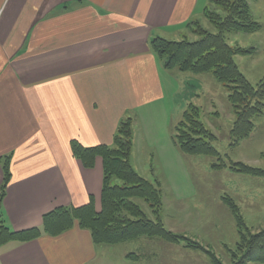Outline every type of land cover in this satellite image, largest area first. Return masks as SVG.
Instances as JSON below:
<instances>
[{
  "label": "crops",
  "instance_id": "1",
  "mask_svg": "<svg viewBox=\"0 0 264 264\" xmlns=\"http://www.w3.org/2000/svg\"><path fill=\"white\" fill-rule=\"evenodd\" d=\"M208 3L0 0V183L6 160L10 172L0 218L14 231H40L3 244L0 264H101L107 258L108 249L76 220L55 235L44 230V215L57 208L92 201L100 210L102 158L84 166L71 142L112 145L118 123L130 117L135 171L138 153L152 154L160 166L169 165V154L180 162L172 128L182 107L168 80L172 68L164 67L150 40H180ZM147 162L148 156L139 166ZM137 243L142 249L123 252L112 244V257L116 252L130 264L127 254L135 253L140 261L149 241Z\"/></svg>",
  "mask_w": 264,
  "mask_h": 264
},
{
  "label": "rangeland",
  "instance_id": "2",
  "mask_svg": "<svg viewBox=\"0 0 264 264\" xmlns=\"http://www.w3.org/2000/svg\"><path fill=\"white\" fill-rule=\"evenodd\" d=\"M249 5L250 14L260 27L251 32L227 31L225 38L233 49H250V52L235 54L234 60L246 79L255 85L264 77V0H250ZM206 7L209 13L212 10L225 15L213 2ZM206 15L204 8L201 17L187 24L188 30L181 39L197 40L202 30L215 33L217 29ZM169 76L172 88L177 91L176 104L182 107L178 119L189 103L194 104L201 122L215 135L213 146L225 163L243 162L264 169V113L255 119L249 135L232 146L230 131L236 116L226 87L211 72L193 73L172 68ZM147 156V166H139ZM179 158L180 162L172 160L169 154V165L164 162V166H160L152 154L138 153L134 162L136 172L160 189L157 213L142 198L124 200V205L132 202L149 219H160L167 230L177 235L176 239L168 241L161 237L138 236L130 241L117 242L120 244L115 248L119 252L135 251L136 247L142 249L137 243L139 240L148 239L149 243L144 247L147 255L135 261L137 255L128 253L130 264H214L210 255L221 264H239L240 236L235 217L224 197L232 198L237 205L247 227L246 230L243 228L245 234L259 231L264 228V176L230 168L214 169L211 163L215 159L208 155L180 152ZM111 184L121 182L113 179ZM98 244L111 251L103 252L102 256L107 258L101 264H124L116 252L112 257V244L115 243ZM245 264H264V261Z\"/></svg>",
  "mask_w": 264,
  "mask_h": 264
},
{
  "label": "trees",
  "instance_id": "3",
  "mask_svg": "<svg viewBox=\"0 0 264 264\" xmlns=\"http://www.w3.org/2000/svg\"><path fill=\"white\" fill-rule=\"evenodd\" d=\"M250 0H209L224 13L207 11V17L213 22L215 33L202 30L197 40H169L154 37L150 40L152 50L163 60L166 68L193 73L211 72L216 80L228 90L235 120L230 131L231 145H237L246 138L254 127V121L264 113V77L255 85L251 84L239 70L234 60L235 54L250 52V49H233L225 38V32H251L260 26L253 20ZM197 107L189 103L181 119L173 125L172 138L181 152L203 154L213 157L212 168H230L233 171L254 176H264V169L250 166L243 162H227L213 146L215 135L199 119ZM132 119H122L117 126L112 145L97 144L83 146L73 140L71 150L86 167H92L98 155L102 158L101 210L95 211L92 201L76 208H57L44 215V230L58 234L70 228L76 220L79 226L90 230L95 243H117L137 238L138 236L161 237L168 241L176 239V234L167 230L160 219L151 220L132 202L124 205V200L142 198L157 213L160 208V189L139 175L129 162L132 143ZM4 179L0 183V212L5 188L9 181L8 161L4 164ZM118 179L121 184H111ZM113 183V181H112ZM230 197H224L225 204L232 211L239 232L241 256L238 263L264 261V228L245 234L246 226L237 205ZM40 233L38 228L23 231L10 229L0 218V247L9 241H26ZM195 243V242H194ZM131 255V254H129ZM128 256V255H127ZM214 264L220 260L210 255ZM129 257V256H128Z\"/></svg>",
  "mask_w": 264,
  "mask_h": 264
}]
</instances>
